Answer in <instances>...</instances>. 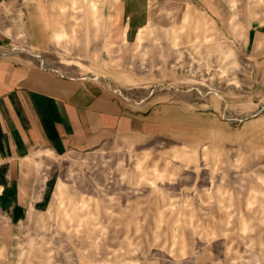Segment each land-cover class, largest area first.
<instances>
[{
  "label": "rangeland",
  "instance_id": "374dc122",
  "mask_svg": "<svg viewBox=\"0 0 264 264\" xmlns=\"http://www.w3.org/2000/svg\"><path fill=\"white\" fill-rule=\"evenodd\" d=\"M129 1L0 0L22 25L11 48L167 115L165 134L42 160L47 209L0 212V264H264V49L248 36L264 0H145L147 27L115 41ZM34 12L54 19L51 52L24 29Z\"/></svg>",
  "mask_w": 264,
  "mask_h": 264
},
{
  "label": "crops",
  "instance_id": "0c3cea01",
  "mask_svg": "<svg viewBox=\"0 0 264 264\" xmlns=\"http://www.w3.org/2000/svg\"><path fill=\"white\" fill-rule=\"evenodd\" d=\"M149 14L145 0L127 2L112 14L113 39L138 36L147 27ZM30 16L33 23L24 29L33 50L51 52L54 19L51 23L37 12ZM258 20L248 36L263 51L264 15ZM122 21L130 24L124 26ZM20 26L0 16V212L14 225L31 211L47 209L40 198L35 199L45 158L90 153L119 138L153 137L167 130V115L160 108L124 103L116 91L96 79L73 76L70 61H63L56 71L52 59L40 60L11 48V34Z\"/></svg>",
  "mask_w": 264,
  "mask_h": 264
},
{
  "label": "built area",
  "instance_id": "2783aa9c",
  "mask_svg": "<svg viewBox=\"0 0 264 264\" xmlns=\"http://www.w3.org/2000/svg\"><path fill=\"white\" fill-rule=\"evenodd\" d=\"M0 8H1V6H0Z\"/></svg>",
  "mask_w": 264,
  "mask_h": 264
}]
</instances>
